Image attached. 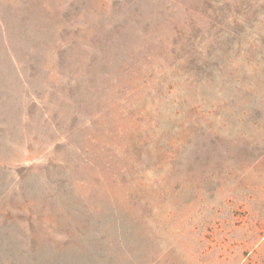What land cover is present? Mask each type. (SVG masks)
Returning <instances> with one entry per match:
<instances>
[{"label":"rangeland","instance_id":"rangeland-1","mask_svg":"<svg viewBox=\"0 0 264 264\" xmlns=\"http://www.w3.org/2000/svg\"><path fill=\"white\" fill-rule=\"evenodd\" d=\"M0 264H264V0H0Z\"/></svg>","mask_w":264,"mask_h":264}]
</instances>
